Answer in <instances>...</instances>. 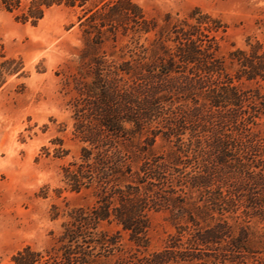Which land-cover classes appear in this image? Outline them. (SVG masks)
Returning a JSON list of instances; mask_svg holds the SVG:
<instances>
[{
  "label": "trees",
  "instance_id": "trees-1",
  "mask_svg": "<svg viewBox=\"0 0 264 264\" xmlns=\"http://www.w3.org/2000/svg\"><path fill=\"white\" fill-rule=\"evenodd\" d=\"M76 1L33 3L42 15L40 5ZM97 6L86 11L87 19L99 17L100 23L86 19L82 24L80 58L92 57L77 79L81 92L73 104L77 126L85 129L83 137L91 145L82 155L89 160L70 176L73 190L84 184L99 189L98 205L70 211L60 239L64 245L44 264H93L115 255L122 232L112 235L104 223L130 230L134 241L130 255L115 264H264V253L257 256L264 248V231L250 227L253 219L264 223V150L253 128L263 103H247L229 70L233 57L228 65L216 36L210 38L201 28L172 40L177 54L164 40L159 43L162 58L144 50L133 60L123 57L113 70L97 55L111 38L107 33L117 41L130 30L150 32L151 22L134 0ZM176 57L184 69L176 67ZM242 66L252 67L248 80L263 79V61ZM133 173L136 181L127 183ZM113 179L121 183L116 191L110 187ZM151 211L169 213L176 228L158 249L150 247ZM39 255L27 247L14 261L38 264Z\"/></svg>",
  "mask_w": 264,
  "mask_h": 264
},
{
  "label": "rangeland",
  "instance_id": "rangeland-1",
  "mask_svg": "<svg viewBox=\"0 0 264 264\" xmlns=\"http://www.w3.org/2000/svg\"><path fill=\"white\" fill-rule=\"evenodd\" d=\"M108 1L40 5V15L33 0H0V264H16L15 256L27 247L39 253L44 264L64 245L60 239L63 224L71 219L70 211L98 205L99 189L94 185L72 189L70 175L79 167L85 169L89 159L82 155L91 147L83 137L85 129L77 126L73 104L81 92L82 83L77 79L87 71L92 57L80 58L86 28L82 24L90 15L86 11ZM134 1L145 11L152 30L120 33L117 41L107 33L111 38L97 48V55L115 70L124 58L133 60L144 50L147 56L162 58L160 41L165 40L170 53L177 54L172 40L184 37L183 33L201 28L210 38L216 36L219 55L228 65L233 57L234 66L229 70L234 83L245 91L247 103L259 107L263 103L253 128L260 140L257 144L264 150V0ZM97 19L87 20L99 24ZM239 50H245L246 55ZM176 60V67L184 69L180 58ZM244 61H263V79L248 80L252 67L245 69ZM162 144L159 138L158 150ZM134 165L133 172L137 170ZM129 180L127 183L136 181L134 173ZM120 184L113 179L110 187L116 191ZM150 219V247L158 249L176 228L167 212L151 211ZM250 224L252 230L264 231L262 219ZM104 228L111 229V234L121 230L122 237L115 255L93 264H115L130 255L134 242L131 231L116 223H104ZM263 253L264 248L257 256L263 257Z\"/></svg>",
  "mask_w": 264,
  "mask_h": 264
}]
</instances>
